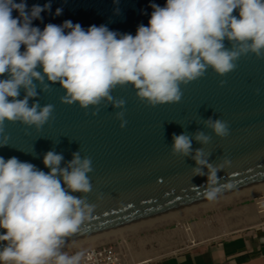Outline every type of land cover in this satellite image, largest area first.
<instances>
[{
  "label": "clouds",
  "instance_id": "obj_1",
  "mask_svg": "<svg viewBox=\"0 0 264 264\" xmlns=\"http://www.w3.org/2000/svg\"><path fill=\"white\" fill-rule=\"evenodd\" d=\"M150 7L148 25H138L132 35L104 24L85 29L71 20L48 23L41 30L32 21L42 19L50 3L29 9L26 0H0V76L7 74L0 79V146L8 144L5 122L39 129L51 118L54 105L35 100L29 105L38 96L36 82L44 92L58 83L64 90L60 102L66 105L87 109L103 101L105 107L119 109L115 117L123 129L126 101L111 94L117 86L132 85L151 106L179 103L180 85L203 77L209 67L225 75L235 70L241 56L252 53L264 59V0H166ZM237 10L238 16L233 15ZM13 11L19 14L15 18ZM62 12L57 8L55 15ZM21 89L25 95L18 99ZM205 125L220 138L229 135L228 123L219 118L209 117ZM172 139L174 154L195 153L194 175H207V183H215L217 167L202 148H192L193 139L206 145L210 137L197 131L194 136L173 133ZM72 157L61 167L63 155L49 150L42 160L47 173L17 157H0V242H6L0 264H80L83 252L69 255L62 249L65 238L93 211L85 198L73 195L92 190L93 168L89 157L79 152ZM220 190H208V199Z\"/></svg>",
  "mask_w": 264,
  "mask_h": 264
},
{
  "label": "water",
  "instance_id": "obj_2",
  "mask_svg": "<svg viewBox=\"0 0 264 264\" xmlns=\"http://www.w3.org/2000/svg\"><path fill=\"white\" fill-rule=\"evenodd\" d=\"M26 3L29 9L34 4H51L50 11L41 13L42 19L32 21L41 30L48 23L60 25L71 20L85 29L104 24L110 30L135 35L138 25H148L153 10L150 5L163 6L166 0ZM57 8L63 9L59 16L55 15ZM12 15L19 14L13 11ZM233 15L238 16V10ZM224 43L231 48L228 40ZM236 64L235 70L225 75L209 67L203 77L181 84L179 103L151 106L137 97L132 85L117 86L111 94L126 101L127 125L123 129L115 117L119 109L105 107L103 101L87 109L76 103L66 105L60 102L64 90L58 83L50 84L44 92L36 82L38 96L30 99L29 105L34 100L41 106L52 104L54 112L39 129L19 121L5 122L8 144L0 146V157H17L46 173L49 169L42 160L49 150L63 155L61 167L75 152L91 159L92 190L73 195L85 198L93 211L76 233L65 238L63 251L264 186V59L249 53ZM4 78L7 74L0 76ZM24 95L21 89L18 99ZM209 117L226 121L229 135L216 136L205 125ZM197 131L210 137L206 145L193 139L192 148H202L209 163L217 167L215 183L211 179L207 183V175H194V152L187 157L172 152L173 133L194 136ZM214 187L221 190L209 200L206 192ZM5 244L0 242V249Z\"/></svg>",
  "mask_w": 264,
  "mask_h": 264
},
{
  "label": "rangeland",
  "instance_id": "obj_3",
  "mask_svg": "<svg viewBox=\"0 0 264 264\" xmlns=\"http://www.w3.org/2000/svg\"><path fill=\"white\" fill-rule=\"evenodd\" d=\"M246 192L178 213L179 217L174 219L169 216L65 252L71 254L95 245L112 244L126 259L136 260L143 256H169L184 252L193 245L212 243L240 227L237 218L242 210L246 220L241 227L255 224L251 209L262 207L264 196H256L258 192L249 195Z\"/></svg>",
  "mask_w": 264,
  "mask_h": 264
},
{
  "label": "crops",
  "instance_id": "obj_4",
  "mask_svg": "<svg viewBox=\"0 0 264 264\" xmlns=\"http://www.w3.org/2000/svg\"><path fill=\"white\" fill-rule=\"evenodd\" d=\"M262 189L264 186L255 195L264 196ZM251 210H253L251 217L255 221L253 226L241 227L246 220L243 215L245 212L242 210L237 218L241 223L240 227L218 241L193 245L184 252L169 256L159 258L143 256L136 260L131 259L129 262L131 264H264V205L253 207Z\"/></svg>",
  "mask_w": 264,
  "mask_h": 264
},
{
  "label": "built area",
  "instance_id": "obj_5",
  "mask_svg": "<svg viewBox=\"0 0 264 264\" xmlns=\"http://www.w3.org/2000/svg\"><path fill=\"white\" fill-rule=\"evenodd\" d=\"M80 252L84 253V258L81 260L80 264H131L129 260L123 256L121 250L112 244L95 245ZM68 254L73 255L75 253Z\"/></svg>",
  "mask_w": 264,
  "mask_h": 264
},
{
  "label": "bare ground",
  "instance_id": "obj_6",
  "mask_svg": "<svg viewBox=\"0 0 264 264\" xmlns=\"http://www.w3.org/2000/svg\"><path fill=\"white\" fill-rule=\"evenodd\" d=\"M260 188L261 187H259V188H256V189H253V190H249L248 192H246V194H251V193H255L256 191L258 192L259 190H260ZM262 188H263V186H262ZM262 190H264V189H262ZM245 194V193H244ZM230 198V197H229ZM229 198H227V199H229ZM231 199V198H230ZM176 217H179L178 215H172V216H170V218L171 219H174V218H176Z\"/></svg>",
  "mask_w": 264,
  "mask_h": 264
}]
</instances>
